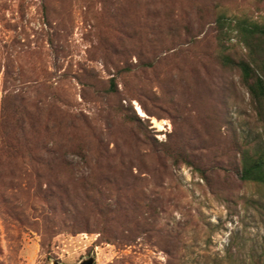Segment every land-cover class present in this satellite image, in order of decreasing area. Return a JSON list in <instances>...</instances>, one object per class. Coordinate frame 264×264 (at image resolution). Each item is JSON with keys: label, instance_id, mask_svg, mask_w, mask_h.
<instances>
[{"label": "rangeland", "instance_id": "1", "mask_svg": "<svg viewBox=\"0 0 264 264\" xmlns=\"http://www.w3.org/2000/svg\"><path fill=\"white\" fill-rule=\"evenodd\" d=\"M218 12L264 21V0H0V141L15 113L56 147L40 170L89 229L46 233L33 189L10 178L32 169L0 162V264H248L261 253L264 193L235 175L253 113L217 59Z\"/></svg>", "mask_w": 264, "mask_h": 264}, {"label": "trees", "instance_id": "2", "mask_svg": "<svg viewBox=\"0 0 264 264\" xmlns=\"http://www.w3.org/2000/svg\"><path fill=\"white\" fill-rule=\"evenodd\" d=\"M214 24L217 59L222 67L237 72L239 84L246 91L253 113L251 125L240 124L241 131L235 139V175L241 183L252 185L264 193V21H257L242 14L230 16L225 12H218ZM235 47L241 50V55L231 54ZM115 92V81L111 79L107 93ZM118 112L122 114V119L126 123L135 126L139 122L136 115L130 116L122 110ZM7 117L9 115H6ZM19 121L18 116L13 113L9 127L13 138L8 137L0 141V162L11 163L17 168L28 165L32 170H21L17 175H12L13 171L10 178L17 179L16 182L24 181L27 189H33L34 197L44 208L46 233H50L49 225L55 224L74 233L89 230L87 221L77 220L79 218L76 205H73L71 199L61 191L56 179H48L40 170L59 160V157L53 156L57 153L55 150L57 148H49L34 137L28 136L26 128ZM96 193L100 195L105 192L97 187ZM83 194L88 203L89 191L86 189ZM66 205L69 207L66 208ZM91 209L105 213L107 206L101 202L97 204L93 202ZM71 211H76V217H71L69 223L65 218L59 222L55 221L57 214L69 215ZM236 262L246 264L239 259H236ZM248 264H264V249L259 255L252 256Z\"/></svg>", "mask_w": 264, "mask_h": 264}, {"label": "water", "instance_id": "3", "mask_svg": "<svg viewBox=\"0 0 264 264\" xmlns=\"http://www.w3.org/2000/svg\"><path fill=\"white\" fill-rule=\"evenodd\" d=\"M52 264H60V263L59 262H52ZM77 264H94V257L90 256V257L84 258Z\"/></svg>", "mask_w": 264, "mask_h": 264}]
</instances>
